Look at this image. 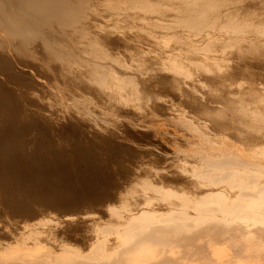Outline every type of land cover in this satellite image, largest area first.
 I'll return each mask as SVG.
<instances>
[{"label":"bare ground","instance_id":"6f19581e","mask_svg":"<svg viewBox=\"0 0 264 264\" xmlns=\"http://www.w3.org/2000/svg\"><path fill=\"white\" fill-rule=\"evenodd\" d=\"M0 264H264V0H0Z\"/></svg>","mask_w":264,"mask_h":264},{"label":"rangeland","instance_id":"374dc122","mask_svg":"<svg viewBox=\"0 0 264 264\" xmlns=\"http://www.w3.org/2000/svg\"><path fill=\"white\" fill-rule=\"evenodd\" d=\"M1 63H2V66H3V67H5V68L8 67L7 65H5L4 62H1ZM5 72H6L5 74H7V73L11 72V69H9V70L7 69V71L5 70ZM4 85H6L7 87H9V85L11 86V84H9V83H8V84H4ZM9 101H10V100H9ZM84 206H85L84 204H80L78 208L80 209V208H82V207H84ZM97 214H99V215L102 216L101 213H97Z\"/></svg>","mask_w":264,"mask_h":264}]
</instances>
